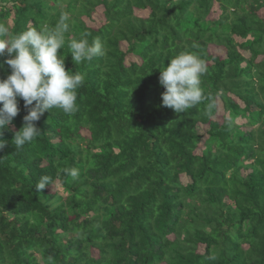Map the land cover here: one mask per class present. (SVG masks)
<instances>
[{"label": "trees", "instance_id": "1", "mask_svg": "<svg viewBox=\"0 0 264 264\" xmlns=\"http://www.w3.org/2000/svg\"><path fill=\"white\" fill-rule=\"evenodd\" d=\"M216 2L222 12L212 18ZM99 6L104 20L93 28L84 17ZM261 9L264 0H0L10 36L55 26L66 12L60 51L66 68L84 76L74 115L46 111L40 135L17 150L12 139L27 114L20 100L0 137L8 141L0 150V264H264ZM85 32L105 55L76 64L67 41ZM182 51L207 63L208 99L177 114L161 107L159 76ZM128 55L136 59L127 64ZM10 71L5 65L0 77ZM219 99L222 121L214 118ZM42 176L66 196L52 185L37 191Z\"/></svg>", "mask_w": 264, "mask_h": 264}, {"label": "clouds", "instance_id": "2", "mask_svg": "<svg viewBox=\"0 0 264 264\" xmlns=\"http://www.w3.org/2000/svg\"><path fill=\"white\" fill-rule=\"evenodd\" d=\"M69 16L63 12L55 24H44L9 35V28L0 23V69L5 65L11 71L0 77V137L20 113L19 101L23 100L27 114L23 126L14 132L12 143L15 149L31 144L40 135L37 122L46 111L61 110L72 116L78 110V89L84 84V76L66 68V57L61 49L66 43L69 30ZM85 32L79 39L67 41L72 59L76 64L91 61L105 55V46L99 38L88 39ZM208 72L207 63L196 53L182 51L160 68L159 83L165 91L161 94V107H167L177 114L186 113L204 100L202 78ZM213 104H209L211 108ZM8 143L0 138V150ZM64 173L73 179L79 176L77 168H65ZM53 185L49 176H42L35 184L36 190ZM209 259H215L210 256ZM53 264V258H48Z\"/></svg>", "mask_w": 264, "mask_h": 264}, {"label": "rangeland", "instance_id": "3", "mask_svg": "<svg viewBox=\"0 0 264 264\" xmlns=\"http://www.w3.org/2000/svg\"><path fill=\"white\" fill-rule=\"evenodd\" d=\"M222 12V9L220 8L218 2L215 3L213 11L211 12L210 17L212 18H218L220 16ZM149 11H141L136 9L135 10V14L137 16H141V17H147L148 16ZM260 14L264 15V9L260 10ZM85 20L88 21L89 26L93 27V28H98L99 26H101L103 20H104V9L102 6H99L95 9V12L93 13L92 19H88L87 17H84ZM9 22V24H11V18L9 20H7ZM122 47L126 49L127 45L125 42H122ZM209 51L210 53H212L213 55H219L220 57H224L225 56V50L222 46H218L215 44H210L209 45ZM136 57H134L133 55H128L127 59H126V63L128 64L130 61L135 60ZM224 116V111L222 109V102L219 99V110L217 115L214 117L215 119H218L220 121H222ZM239 123H245V120H240ZM245 127V126H244ZM200 133H203L205 130V126H201L199 128ZM82 134L84 136H89V132L88 130H82ZM202 148V142L199 144L197 151H200ZM187 179L183 176L182 177V181H186ZM50 192H57L61 195L66 196V193L63 192L62 187L60 186L59 182L56 181L49 189ZM202 248V247H201ZM91 254L95 257L98 256V251L95 248L91 249ZM161 264H166V263H161Z\"/></svg>", "mask_w": 264, "mask_h": 264}]
</instances>
